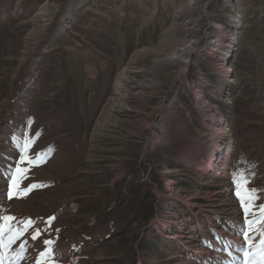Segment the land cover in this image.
<instances>
[{
  "label": "rangeland",
  "instance_id": "374dc122",
  "mask_svg": "<svg viewBox=\"0 0 264 264\" xmlns=\"http://www.w3.org/2000/svg\"><path fill=\"white\" fill-rule=\"evenodd\" d=\"M124 71L127 106L99 127ZM25 140L43 162L20 164ZM261 209L264 0H0V217L44 230L18 264L44 240L55 264H244Z\"/></svg>",
  "mask_w": 264,
  "mask_h": 264
},
{
  "label": "snow or ice",
  "instance_id": "6c2138e0",
  "mask_svg": "<svg viewBox=\"0 0 264 264\" xmlns=\"http://www.w3.org/2000/svg\"><path fill=\"white\" fill-rule=\"evenodd\" d=\"M34 144V141L25 140L24 144L21 146V157L20 164H37L43 162L46 153H37L38 161L30 160L25 153L30 151L31 146ZM51 150V149H50ZM28 169L25 167L16 168V176L13 179V185H17L26 178V173ZM234 182L237 184L238 191L237 196L241 199L242 205H247L254 197L253 193L255 189H247L245 186L247 184V177L243 174H238L234 177ZM38 187V185H30L28 189L22 191H31L32 189ZM246 214H251L248 212V208L245 207ZM55 217H50L45 222V228L51 226L52 220ZM247 227L241 232V236L244 241V264H264V209H261V217L259 220H246ZM15 225V226H14ZM254 225H259V229L255 228ZM31 230V241L35 242L42 234L43 229L36 227L35 222L29 218L27 221L17 222L15 217L4 216L0 217V250L6 254L13 245L18 241H21L19 244L20 251L15 253L17 264L20 260L25 259L27 251V240L22 238L26 236ZM58 231V230H57ZM255 233V235L253 234ZM257 236L259 240L257 242ZM45 248L43 251H40L35 264H55V257L52 248L48 247L53 244L52 240L43 241ZM225 251H228V254L231 255V252L226 248ZM6 259V255H0V264H3V261Z\"/></svg>",
  "mask_w": 264,
  "mask_h": 264
},
{
  "label": "bare ground",
  "instance_id": "6f19581e",
  "mask_svg": "<svg viewBox=\"0 0 264 264\" xmlns=\"http://www.w3.org/2000/svg\"><path fill=\"white\" fill-rule=\"evenodd\" d=\"M229 6H232V5L229 4ZM236 17H237L236 15L233 16V19H236ZM190 47L191 46L188 45L186 47L179 49L173 55L174 59L188 61L192 53V51H190ZM128 84H129L128 74L126 71H124L118 76V79L116 81L115 97L112 98L108 102V104L105 106L102 112V116L98 122L99 127L104 126L106 123L112 120V118L115 115V112H117L118 110L120 111L121 109H124L127 106V100H128L127 96L129 93L127 89ZM228 134L229 133H228L227 128L224 127L220 136L222 140L225 141L226 145L224 144L225 146L222 147L223 143H221L216 149L212 151L210 155L211 156L210 160L208 162V168H211V170H213L214 167H218L222 165L220 170L223 173V171L228 167V163H229L228 153L231 151L232 143H233L230 137H228L227 139ZM197 159L204 161L205 157L200 156Z\"/></svg>",
  "mask_w": 264,
  "mask_h": 264
}]
</instances>
